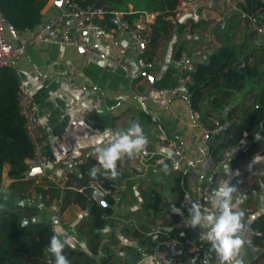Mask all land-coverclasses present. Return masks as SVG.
<instances>
[{"label":"crops","instance_id":"1","mask_svg":"<svg viewBox=\"0 0 264 264\" xmlns=\"http://www.w3.org/2000/svg\"><path fill=\"white\" fill-rule=\"evenodd\" d=\"M65 1L47 0L39 23L57 14ZM243 1L231 0L234 8L209 3L207 8L193 7L179 17L171 16L167 30L147 48L146 57L152 61V67L142 70L136 64L129 34L119 27L115 28L113 42L105 41L95 32L85 34L90 45L101 53L100 58H93L84 50L70 45L44 41L28 44L27 39L37 25L22 31H13L7 25L9 40L24 45V52L17 58L14 69L26 82L37 104L52 161L41 170L29 167L12 188L9 185L15 180L8 176V165L5 164L1 185L9 197L6 203L19 206L28 218L25 222L49 220L62 243L93 256L95 264H104L106 252L110 254L106 263L156 264L147 256L151 246L146 238L155 239L162 230L171 231L169 238L179 241L190 238L196 245H171L174 264H199L200 245H213L208 237L211 224L204 218L213 216V213L200 202L193 179L184 165L177 171L152 166L144 176L127 180L125 188L114 195L113 214L119 215L122 221L120 224L111 223L101 231L95 253L90 242L88 211L72 203L60 209L58 198H50L48 193L42 195L38 191L50 186L48 183L51 182L44 176L47 171L66 176L68 188L81 190L82 185L75 175L81 166L77 160L85 153L92 154V158L101 164L97 169L107 174L98 149L106 148L112 134H127L133 126H138L141 131L133 134L132 138L142 135L146 140L145 146L157 148L156 123L151 120V115L169 134L182 141L188 153L195 156L200 164L199 130L190 126L193 110H197L206 123L214 117L233 119L229 133L220 140L233 137L239 146L250 144L246 152L237 149L235 155L221 166V186L233 188L229 194L233 205L231 210L242 211L241 218L249 219L256 227L262 224L264 230V137L250 139L245 129L263 80L250 88V98L238 95L235 101L229 100L224 108L218 110L211 106L210 97L206 96L198 108L193 109L187 89L174 96L154 95L140 99L152 87H168L175 83L179 69L174 59L181 50L203 48V53L195 57L194 63L197 64L208 62L209 56L220 48L231 47L244 65H255L264 71V42L252 28L258 16L264 17V9L246 15L239 7ZM222 9L225 12L223 27L215 18V13ZM131 10L132 5L129 4ZM232 19L236 25L229 26L235 29L221 32L219 29H224ZM115 50L124 51L135 73L134 78L127 77L123 69L111 61V53ZM247 83L249 87L252 80ZM104 131L109 135L98 140ZM220 140H212L213 149L221 148L218 145ZM256 155L262 159L256 161ZM123 172L126 176L130 174ZM11 196L15 197L14 201H10ZM193 203L199 204L201 213V220L194 226L191 224L194 212L190 211ZM134 232L140 234V238L135 237ZM141 239L145 241L141 242ZM256 242V252L243 242L228 264L235 260L242 264H264V241L260 238ZM254 254L257 259L253 258Z\"/></svg>","mask_w":264,"mask_h":264},{"label":"built area","instance_id":"2","mask_svg":"<svg viewBox=\"0 0 264 264\" xmlns=\"http://www.w3.org/2000/svg\"><path fill=\"white\" fill-rule=\"evenodd\" d=\"M231 0H178L173 9V16L179 17L183 12L191 8H207L209 3H220L223 8L228 5L234 8ZM106 13L110 14L111 20L118 24V27L129 34L130 41L134 47L135 60L138 69H148L152 67V61L147 59V48L150 44V28L158 14L156 11H140L136 16L129 20L127 12L118 10H106L102 6H82L74 0H67L60 11L49 17L42 23L37 24V28L27 39L28 44H37L38 42H51L56 44L70 45L80 48L87 52L93 58H100L101 53L85 37L88 32H95L102 36L105 41L113 42L115 40V27H108L104 21ZM224 10H218L215 18L219 20L221 26L224 25ZM254 12L253 14H255ZM252 28L254 32L261 37L264 42V17L258 16L254 20ZM7 24L4 21L3 14L0 11V68L15 67V62L24 52V45L13 43L9 40L7 34ZM203 48H195L191 51L181 50L174 63L178 66L179 73L175 83L168 87H152L140 99H149L154 95L168 97L176 95L180 90L187 89L188 84L193 81L192 73L195 69V57L203 53ZM110 59L118 64L125 75L130 78L135 77L131 69L130 62L125 58L123 50H115L111 53ZM15 70V69H14ZM17 76L16 102L19 114L23 120V126L32 144V156L28 159L29 167L36 162L41 167L52 161L48 153V138L46 129L39 115L37 104L26 82ZM148 112V109H145ZM193 120L190 124L193 130H199V146L201 163L198 164L195 156L188 153L185 144L179 139L169 134L160 124L157 123L155 116L151 115V120L156 123L157 148H151L143 145L140 149H133L131 152H123L115 161L118 168L122 171H128L130 174L123 177L118 183H109L103 180L89 179L84 187L90 188L96 199L105 198L108 195L114 196L120 189L125 188L126 181L129 179L142 177L149 171V168L160 167L168 168L173 171L180 170L183 165L187 167L189 175L192 177L195 190L199 195L200 202L209 208L213 213V218L221 214V209L216 203L215 193L222 184L221 166L232 158L237 149L246 152L250 144L239 146L232 142L213 152L212 140L225 136L233 125L232 118H212L206 123L197 110H193ZM124 134H112L109 138L106 148L110 147L120 136ZM89 157L90 153H85L83 157L77 160L78 165H82ZM96 168L99 164L95 165ZM45 179L59 188L67 186L66 176H57L51 171L44 173ZM107 223L120 224L122 218L113 214L103 215ZM241 227L233 233L239 237L253 251L258 249L257 238L264 241L263 232L247 218H241ZM164 246L176 244L195 245L190 238L179 241L175 238H167L162 241ZM199 264H220L219 254L212 245V249H201ZM147 256L154 260L156 264H174L172 255L168 249L149 250ZM254 259L257 255L254 254Z\"/></svg>","mask_w":264,"mask_h":264},{"label":"trees","instance_id":"3","mask_svg":"<svg viewBox=\"0 0 264 264\" xmlns=\"http://www.w3.org/2000/svg\"><path fill=\"white\" fill-rule=\"evenodd\" d=\"M74 1L82 6H102L108 11L127 12L129 20L140 11L158 12L150 28V43L167 30L168 20L173 16V9L178 2V0ZM46 2L47 0H0V11L4 21L13 31H22L39 23L41 10ZM129 4L132 5V12L129 11ZM239 7L243 13L248 15L264 9V0H244L239 3ZM104 21L108 27H118V24L111 20L109 13H106ZM263 75L264 71L259 70L257 66L244 65L242 58L235 56L233 48L222 47L216 54L209 56L208 62L195 64L192 73L193 81L187 87L190 94L189 104L193 109L198 108V104L206 96L210 97L209 102L214 109H222L236 91L248 92L255 83L263 80L256 95L255 105L247 117L245 129L250 139L254 138L258 131H260V137H264ZM251 80L252 84L248 87L247 82ZM17 84V76L13 68H0V264H56L55 254L49 251L51 240L56 237L51 222L49 220L37 223L30 220L25 222L28 218L21 208L6 203L9 197L6 195V189L2 188L1 185L5 164L8 165V176L15 180L9 185V188H12L24 177L29 168L27 160L32 156V144L23 126V120L16 102ZM232 142H236L233 137L224 138L219 141L218 145L223 147ZM216 151L213 149V152ZM96 164L100 163L95 158L89 157L80 166L79 173L75 177L82 187L87 184L89 179L103 180L108 185L109 183H118L126 176V173L120 170L117 164H114V167L103 166L107 174L99 171L95 166ZM48 185H50L48 189H38V191L42 195L48 193L50 198H58L60 209L72 203L88 211L90 242H92V250L95 253L101 231L111 224L106 222L103 215L113 212L114 196L105 197L106 205L103 206L88 187L73 190L68 186L59 188L51 183ZM12 200H15L14 196L10 197V201ZM252 225L256 226L254 222ZM258 228L264 234L262 224L259 223ZM139 235L134 232L135 237L140 238ZM171 236V231L162 230V233H159L155 239L148 237L146 240L151 246L150 250L165 248L171 254L172 249L162 243L163 240ZM144 241L141 239V242ZM63 244L64 246L60 251L68 264H95L93 256L66 243ZM200 248L210 250L212 246L201 244ZM109 258L110 254L106 252L102 263L112 264L106 263Z\"/></svg>","mask_w":264,"mask_h":264},{"label":"clouds","instance_id":"4","mask_svg":"<svg viewBox=\"0 0 264 264\" xmlns=\"http://www.w3.org/2000/svg\"><path fill=\"white\" fill-rule=\"evenodd\" d=\"M141 129L138 126H133L128 130L127 134L120 136L110 147L105 149H98L100 151L99 159L105 167H114L116 159L123 152H131L133 149H140L146 143L145 138L136 136L132 138L133 134L139 133ZM108 131H104L98 140H102L108 136ZM256 161H260L262 158L259 155L254 157ZM166 170V166H165ZM227 170V164L225 165ZM233 191L232 187L222 185L215 193L216 203L221 209V214L215 219L212 215L204 217L209 224H211L210 231L208 233L209 239L213 242V247L219 254L221 264H228L232 260L233 256L239 252L243 240L239 237H234L235 233L241 227L240 217L243 215L242 211H232L233 205L230 203L229 194ZM199 204L193 203L190 211L194 212L191 220V224L194 226L201 220V213L199 211ZM64 244L56 237H53L49 245V251L53 252L56 256V264H68V261L61 254V248ZM233 264H242L240 260L233 261Z\"/></svg>","mask_w":264,"mask_h":264},{"label":"rangeland","instance_id":"5","mask_svg":"<svg viewBox=\"0 0 264 264\" xmlns=\"http://www.w3.org/2000/svg\"><path fill=\"white\" fill-rule=\"evenodd\" d=\"M244 22L247 24V20H244ZM236 22L234 21V19H232L231 21H228L227 22V24H226V26H225V28L224 29H219L221 32H229L230 30H232V28H233V30L235 29L234 28V26L236 25L235 24ZM229 24L231 25V24H234V26H229ZM245 92L246 91H236L230 98V100L233 102V101H235L236 100V98L238 97V95L239 96H247L248 98H250L251 97V93L249 94V91L248 92H246V94H245ZM229 118H231V117H229Z\"/></svg>","mask_w":264,"mask_h":264},{"label":"water","instance_id":"6","mask_svg":"<svg viewBox=\"0 0 264 264\" xmlns=\"http://www.w3.org/2000/svg\"><path fill=\"white\" fill-rule=\"evenodd\" d=\"M67 2V0L65 1V3ZM65 3L61 6V7H63L64 5H65ZM256 138H258V137H260V131H258L255 135H254ZM136 137V136H135ZM134 137V138H135ZM32 168H36V169H38V170H41V165H40V163H38V162H36L33 166H32ZM97 201L100 203V204H102L103 206H105L106 205V201H105V199H103V198H101V197H98L97 198ZM26 221V220H25Z\"/></svg>","mask_w":264,"mask_h":264}]
</instances>
